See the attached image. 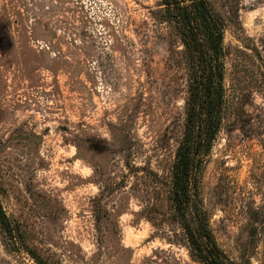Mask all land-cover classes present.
Masks as SVG:
<instances>
[{
	"label": "rangeland",
	"instance_id": "1",
	"mask_svg": "<svg viewBox=\"0 0 264 264\" xmlns=\"http://www.w3.org/2000/svg\"><path fill=\"white\" fill-rule=\"evenodd\" d=\"M224 18L227 106L200 198L264 264V0ZM158 0H0V264H200L171 204L189 75Z\"/></svg>",
	"mask_w": 264,
	"mask_h": 264
},
{
	"label": "trees",
	"instance_id": "2",
	"mask_svg": "<svg viewBox=\"0 0 264 264\" xmlns=\"http://www.w3.org/2000/svg\"><path fill=\"white\" fill-rule=\"evenodd\" d=\"M161 19L183 46L189 84L184 135L172 171L171 204L188 242L190 257L200 264H251L254 251L241 245L240 262L218 245L200 198V177L221 131L226 111L225 48L227 24L209 0H158ZM0 229L16 244L18 227L0 204ZM36 264H49L23 245Z\"/></svg>",
	"mask_w": 264,
	"mask_h": 264
}]
</instances>
